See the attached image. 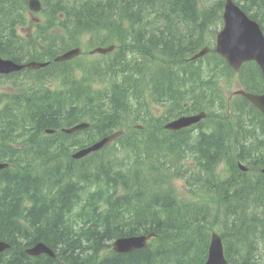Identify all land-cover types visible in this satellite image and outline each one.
I'll return each mask as SVG.
<instances>
[{
  "label": "trees",
  "instance_id": "trees-1",
  "mask_svg": "<svg viewBox=\"0 0 264 264\" xmlns=\"http://www.w3.org/2000/svg\"><path fill=\"white\" fill-rule=\"evenodd\" d=\"M41 125L42 121H40ZM116 126V117L112 114L108 116L107 121V130ZM6 127L2 128V132H0V136L8 137L11 132ZM137 137H130L129 140L122 143V148L130 147L126 153H120V146L116 148V153L119 156H124L125 158L122 160L125 162V167L123 170L118 172V177L120 179H125L127 175H138V168L140 167L141 162L145 164L149 160V156L154 150L150 145L147 144L146 141L143 140H135ZM211 141L200 140L196 147L204 150L207 147L208 143ZM229 143V142H228ZM213 148H215L214 143L212 144ZM220 149V148H219ZM231 149L230 145L226 146L225 151H229ZM7 156V153L1 154L0 152V161ZM230 158L231 161H234L233 158ZM10 159H14L11 157ZM154 162H159L156 159H153ZM150 165L151 171L153 173H157V165L156 163H148ZM31 166V165H30ZM32 167V166H31ZM94 175L90 174L84 177V181L93 180ZM114 178L112 181H115ZM155 181V176L153 177ZM163 181V180H162ZM158 184L157 182L150 185V188L147 190V195H151L154 187ZM154 186V187H153ZM162 190H159L161 193ZM144 198H146V192L142 194ZM252 207H260L261 214L264 215V196L259 202L247 203L245 208ZM179 208V207H178ZM180 209V208H179ZM36 214L38 216V224L43 228L44 226H48L51 223L42 220L41 213L38 212V209H35ZM180 211L185 215L186 220H182L183 214L181 212L177 213H169L168 217H163L160 215L155 207L148 205L147 203H143L141 210L133 215V218L136 220H140L142 222V226H139L147 231H155L158 234H161L163 237V241H155L151 245V247L146 251H141L129 257H110L107 264L112 262H119V264H202L204 257V248L205 242L202 241L201 237L206 235L207 232V223L209 224V218L206 213L197 212L196 208L183 207ZM158 214L159 219H154L151 214ZM206 224H202V221ZM93 228L91 229H82L80 235L88 240L93 233ZM140 230V229H139ZM245 235H250L251 230L249 226L243 228ZM80 235H75L79 237ZM114 233L112 231L109 232V237L114 238L116 236H120L121 234L117 231L116 235L113 236ZM63 236H69L64 234ZM70 237V236H69ZM96 237V236H95ZM102 237V236H101ZM103 238V237H102ZM248 238V237H247ZM78 241L81 238H77ZM258 241L252 240L249 243V247H241L238 246V251L235 254L238 256V259L232 264H260L257 257L261 255V249L257 247ZM60 243H57V247ZM80 245V244H79ZM256 249H253L255 248ZM248 251V252H246ZM246 252V253H244ZM111 255V254H110ZM16 260V258H15ZM11 264H52V260L47 258L46 256H42L38 259H30L28 257L12 261Z\"/></svg>",
  "mask_w": 264,
  "mask_h": 264
},
{
  "label": "bare ground",
  "instance_id": "bare-ground-1",
  "mask_svg": "<svg viewBox=\"0 0 264 264\" xmlns=\"http://www.w3.org/2000/svg\"><path fill=\"white\" fill-rule=\"evenodd\" d=\"M160 135L159 138L153 140V147L160 151L161 153L172 156L174 163H178L182 160L179 148L177 146L176 136L172 134H165L161 129L157 131ZM213 142L208 143L207 147L204 148L202 154V174L199 176H194L186 172H182V175H185L191 181L193 187L199 192L200 195L209 197L216 201L219 205L225 207L229 211L238 212L240 215L245 209L247 203L259 202L264 196V181L261 179H251L243 178L242 176L235 174L229 180H217L214 177L213 170L217 161L225 155L226 144L224 139L220 141L219 151H216L213 146ZM239 185L238 189L230 193V189L233 185ZM140 203H147L148 205L155 207L157 210H160L163 213V217H168L169 213L181 212L178 208L177 200L172 191L167 190L161 193L151 194L147 198H144L143 195L138 200ZM182 213V212H181ZM183 214V213H182ZM154 219H159L158 214H151ZM184 215V214H183ZM261 215V216H260ZM258 215L256 219V224L254 228H259L261 219H264V215ZM182 220H186L185 215ZM234 220L231 218V215L222 218L219 222L223 225L230 224ZM202 224L206 225L203 220ZM235 220V224H236ZM246 223H240L234 229H237L239 232H230L223 234L225 244L229 250L236 254L238 251V246L249 247V241L245 234L240 233ZM207 231L212 230V227L207 223ZM240 227V230L239 228ZM202 241H206V235L201 237ZM232 242V243H229ZM253 249H256L253 248ZM110 264H119V262H112Z\"/></svg>",
  "mask_w": 264,
  "mask_h": 264
},
{
  "label": "water",
  "instance_id": "water-1",
  "mask_svg": "<svg viewBox=\"0 0 264 264\" xmlns=\"http://www.w3.org/2000/svg\"><path fill=\"white\" fill-rule=\"evenodd\" d=\"M255 27V26H254ZM252 28V27H251ZM241 54L243 55V52H241ZM224 56L230 61L232 62V64H240L244 59V57H240V55H230L227 52H224ZM6 67H12L11 63L8 62H3L0 60V69H4ZM262 100L259 101L257 103L258 106H260V104H262ZM112 140V138H109L105 141L104 146L107 145L110 141ZM125 245V244H124ZM120 245L118 246L119 250H123V251H127L129 247H127L126 245ZM135 245H131V247H134ZM131 249V248H130ZM206 264H227V262L224 260L223 255H222V242L221 239L219 237H217L216 235L213 236V240H212V246L210 249V256L208 259V262Z\"/></svg>",
  "mask_w": 264,
  "mask_h": 264
},
{
  "label": "rangeland",
  "instance_id": "rangeland-1",
  "mask_svg": "<svg viewBox=\"0 0 264 264\" xmlns=\"http://www.w3.org/2000/svg\"><path fill=\"white\" fill-rule=\"evenodd\" d=\"M224 88H225V92H226V95L227 96H230V94L233 92V91H235L236 90V88H237V85H233L232 87H228L226 84H224ZM176 179H178V180H173V183L175 184V187H176V189L177 190H179V191H181V193L183 194V195H187V192L183 189V187H182V184H183V181H181V179L180 178H176ZM194 190V189H193ZM261 216V215H260ZM220 219H222V218H220ZM256 219H258V217L256 216V217H250L249 218V221H256ZM260 219H261V222L260 223H262V227H261V233H264V219L262 220V218L260 217ZM211 221H213V220H211ZM234 224H235V219L234 220H232L231 222H230V224H227L226 226L225 225H223V224H221L220 222L216 225V226H213L212 227V230H210V234H211V232L213 231V232H220V233H222V234H226V233H230L231 232V227L232 226H234ZM236 225H238V224H236ZM239 228V230H240V227H238ZM233 232H239L237 229H234L233 230ZM240 233H244V231L242 230ZM229 243H232V242H229Z\"/></svg>",
  "mask_w": 264,
  "mask_h": 264
}]
</instances>
